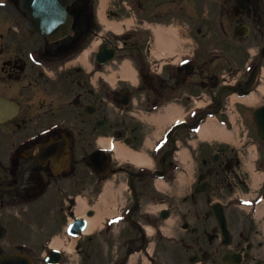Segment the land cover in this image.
Segmentation results:
<instances>
[{
    "label": "flooded vegetation",
    "instance_id": "obj_1",
    "mask_svg": "<svg viewBox=\"0 0 264 264\" xmlns=\"http://www.w3.org/2000/svg\"><path fill=\"white\" fill-rule=\"evenodd\" d=\"M256 5L248 4L244 5L241 0H225L219 2V9L221 11V33L225 36H230L237 43H244L243 49H249L250 46L257 44L258 41L264 43V0H256ZM248 25L250 32L247 40L243 42L244 38H239L236 35V30L242 25ZM11 53L4 60L3 65H0V93L10 98H16L12 94H18V90H15V75L19 78H25L29 81V84L23 86L26 93L21 96L25 99H33L31 94V88L39 87L38 84H34L31 80L38 75L36 67L30 64L27 60L25 48L23 46L15 45V42L11 38ZM228 63V60H225ZM218 66L222 63L218 62ZM230 71L233 77L240 80V87L249 86L254 82V78L248 79L241 75V68L238 62L235 60L229 62ZM1 72L6 73V79L1 76ZM204 73H201L202 80L206 82V85H216L218 79L212 71L211 67L209 71L204 69ZM30 87V89L26 88ZM82 92L75 90V98L73 103L77 107H81L83 104V97H88L92 89L88 85H82ZM41 101L39 103L32 101L31 103L22 105L18 115L4 123H0V221L7 225L9 230L12 214L10 213L9 204L14 201H25L30 197L31 187L37 186V182L40 179L48 181L47 189L53 185L55 173L53 168L49 164L42 165L39 161V155H34L33 158L24 154V149H19L15 157L12 154H16V149L20 145L21 141L28 135H30V129L34 123L31 120L34 117L42 115L46 109V89L42 88L40 92ZM52 104V103H51ZM84 132V131H82ZM86 136L89 137V133L86 132ZM56 138L59 135L55 136ZM46 138L38 139L35 144L44 141ZM34 146L30 145L27 149ZM31 150H34L31 149ZM86 147L76 149L74 151L73 162L71 165V171L77 172V166L80 162V157L87 155ZM33 154V153H32ZM10 159L12 161H10ZM24 164L25 168L21 167ZM27 169V171H26ZM218 184L215 183L214 192H217ZM209 199V198H208ZM185 216V217H184ZM183 216V221L189 220L187 215ZM198 225L199 229L197 233L188 231V237L190 243L203 252L209 251V260L215 264H220V233L217 228V223L213 213L209 208L204 207L197 216V220L193 225ZM254 264H257L258 260L253 258ZM247 261V260H246ZM245 263V262H244ZM251 260H248L245 264H251Z\"/></svg>",
    "mask_w": 264,
    "mask_h": 264
},
{
    "label": "rangeland",
    "instance_id": "obj_2",
    "mask_svg": "<svg viewBox=\"0 0 264 264\" xmlns=\"http://www.w3.org/2000/svg\"><path fill=\"white\" fill-rule=\"evenodd\" d=\"M123 0H112V2L110 3L111 4V6H110V9H115L116 11H118V15L117 16H115L114 17V15H110V14H108L107 16H108V18L109 19H107L108 20V22H113V23H120L121 22V20H122V18L124 17V16H126V15H128V14H131V12L132 11H137L135 8H134V5L131 3V4H129L128 3V1L129 0H125V2H122ZM197 4V3H196ZM168 6H170V4H168ZM166 7V6H165ZM162 10H163V12H167V11H169V14L170 13H173L174 15H178L179 16V11L180 10H176L175 9V7L174 6H172V7H167V8H162L161 10H160V12H162ZM174 11V12H173ZM197 11H198V18H200L201 17V15H202V10H200V9H197ZM138 13V15L141 17V18H143V17H147V18H153L154 17V14L153 15H148V16H143L139 11H137ZM182 17V16H181ZM155 18H157V17H155ZM154 18V19H155ZM100 19H101V21L103 22V20H102V18L100 17ZM160 19H164V17L162 16V17H160ZM166 19V18H165ZM182 19V18H181ZM167 20H169V19H167ZM6 25V23L2 20L1 22H0V25ZM102 27L104 26V31H105V33H108V35H112L113 33L112 32H110V31H108L107 29H106V27L108 26L107 25V23L106 22H103V24L101 25ZM132 27H134V26H132ZM5 29L6 28H1L0 29V34L3 32V31H5ZM207 29L209 30V25L207 26ZM210 31V30H209ZM211 33H212V38H215V39H219V40H221L222 41V43L221 44H216V43H212V42H210V45L211 46H215V47H218L219 45L220 46H222L223 44H224V42L226 41L227 42V40L225 39H221L220 37H218V35L217 34H214L213 33V31H210ZM1 36V35H0ZM8 36L9 35H6L5 36V38H1L0 37V46H2V47H4L5 49H6V52H5V54H4V56L3 57H6L7 55H8V53H11V49L9 50L8 49V47H7V41H8ZM11 36H13L14 38H15V42H18V43H21L22 45H24V47L26 48V52H28V49L31 47V46H34V45H40L41 44V37L38 35V34H33V36H32V41H30L31 39L27 36H24L25 38L24 39H22V38H19L18 36L17 37H15L14 36V34L13 33H11ZM91 37H92V35H91ZM19 38V39H18ZM169 42H172V36L169 34V33H165L164 35H163V37H162V44L163 45H166V44H169ZM143 43H145V41H143ZM125 52V51H124ZM126 53V52H125ZM128 54H129V52H128ZM137 55L139 56V53H137ZM5 58H2V57H0V65H2V62H3V60H4ZM6 73H4V72H1V76L2 77H4V80H7L6 79ZM138 78L137 77H135L133 80L134 81H136ZM42 81H44L43 79H42ZM59 81H63V79H60ZM58 81V82H59ZM26 79H22V80H20V81H15V83L16 84H18V95L21 97V96H23L25 93H26V91L23 89V85L25 84L26 85ZM58 82H54V83H52V85L54 86V88H53V91H52V97L54 98L57 94H59V93H63V88H60V87H57L58 85L56 84V83H58ZM66 82V81H65ZM40 84H42V82H39ZM55 84L57 85V86H55ZM69 84V83H68ZM26 88H28V89H30V87H26ZM56 88H59V89H56ZM31 89H33V91L35 92V88H31ZM184 87L183 88H180V90H178V91H176V92H179L178 94H180V93H182L183 91H184ZM166 91H168L169 89H165ZM164 90V91H165ZM167 93V96H169V95H172V94H174L175 92H172V93H169V92H166ZM197 95V94H200V91H195V92H193V93H191V95ZM34 98H36L35 100H36V102H40L41 101V96H40V93H39V88L36 90V92H35V95H34ZM33 98V99H34ZM234 100H238V98H235L234 97ZM101 101L103 102V100L101 99ZM29 102L31 103V100L29 99ZM264 102V100L262 99V100H259L258 102H256L255 103V105L256 104H259V103H263ZM238 105H240V103H238ZM180 107V109H177L176 107H172V108H170V107H168L167 109H166V112L162 115V117L160 118V119H156V118H150V121H152V122H150L151 123V128H152V133H151V138H153V137H156L157 135H159V133L164 129V127L167 125V122H168V119H169V121H170V119L172 118V117H174V116H176V115H178V114H181L182 112H183V108H182V106H179ZM170 108V109H169ZM238 108H241V110L243 111V113L244 114H246V116L248 117V115H249V113L244 109V107H238ZM58 108L56 107V110H55V114H54V117L55 118H60L61 116H63V115H65V112H63V110L64 109H62L61 111H59V110H57ZM128 116L126 117L128 120H126V118H124L123 117V120L122 119H120L119 117H116V122H121L122 123V126L124 127L125 125H127V126H129L130 128H132V127H134V123H133V120H132V117H131V115L128 113L127 114ZM130 115V116H129ZM169 116V117H168ZM246 116L244 115V117L246 118ZM73 117H74V119H78V120H81L80 118H78V117H75L74 115H73ZM72 117V118H73ZM34 118H36V117H34ZM250 121L252 122L253 121V116L251 117V119H250ZM130 122H132V123H130ZM115 123V122H114ZM253 123V122H252ZM253 127H254V129H255V126H254V124H253ZM131 131H129V133H130ZM257 141H258V138H257ZM147 141H146V143L144 144V149H146L147 148ZM124 149H125V146L123 147ZM81 166H79V168H80ZM75 180H76V177L74 178V179H71L69 182H66L65 184L64 183H62L61 184V186H62V188L64 189V190H66L68 193H72V194H75L79 189H81L82 187H78L79 186V183H78V185L75 183ZM87 180V182H89L90 183V181H92V179L91 178H88V179H85V178H83V181H86ZM139 185L143 188L144 186H146L145 184H142V183H139ZM244 185L245 186H247V184H246V182H244ZM243 185V186H244ZM124 186V188L126 187V185H123ZM245 188H247V187H245ZM96 191H94L95 192V194L97 193V190L98 189H95ZM225 192V194L227 195V192L226 191H224ZM127 194H128V192L126 191V196H127ZM231 194L229 193L228 194V196H230ZM59 196H61V195H59ZM62 197V196H61ZM167 199H168V201H167V203H165V204H159V203H155V202H153L151 205H152V207L153 206H155V209H153L154 211H157L160 207H163V206H165V205H168V203H173V204H178V202L177 201H179V199H177L176 197H178V196H176V195H172V196H170V197H167V196H165ZM227 197V196H226ZM225 198V197H224ZM61 200H62V198H60ZM144 202H146L145 200H144ZM179 203L180 204H183L184 205V201L182 200V201H179ZM144 204V207H145V203H143ZM143 204H142V208H143ZM56 205V207L59 205V204H55ZM187 206V208L189 207L188 205H186ZM179 207V206H178ZM190 207H192V206H190ZM44 208V207H43ZM180 208V207H179ZM46 211H45V215L43 214V216H44V218H48V216H47V209L46 208H44ZM233 209V207L231 208V210ZM143 210V209H142ZM44 213V212H43ZM139 215V214H138ZM258 216V215H257ZM252 218V217H251ZM256 220V219H255ZM249 220H246L245 222H248ZM253 221V220H252ZM42 224H46L47 223V221L46 220H43L42 222H41ZM245 225H247L246 223H245ZM254 229H255V227L253 226V225H251V224H249L248 225V227H247V230H248V232L250 233V235L252 236V237H254V238H256V234H255V231H254ZM54 230H56V227H55V229ZM54 230L52 231V232H50L48 229H46L45 231L44 230H42V228H37V227H34L33 229H27L24 225H21V226H19V227H17V226H13L12 228H11V235H12V239L13 240H35V239H40L41 237L42 238H44L45 237V239L47 238V237H49V236H51L52 234H53V232H54ZM33 240V241H34ZM42 241L43 240H40V241H38V244L39 245H41V243H42ZM81 244H86V242H87V235L84 237V238H82L81 240H78ZM256 241L259 243L260 242V240H259V238L257 239L256 238ZM255 241V242H256ZM75 241H72V242H70L69 244H70V246H71V244H74V246H76L75 245ZM80 253H81V251H80ZM81 259V257H80V254L78 255V251L77 250H74L73 251V253L71 254V259L69 260V262L68 263H70V264H76L77 262H79L78 260H80Z\"/></svg>",
    "mask_w": 264,
    "mask_h": 264
},
{
    "label": "bare ground",
    "instance_id": "obj_3",
    "mask_svg": "<svg viewBox=\"0 0 264 264\" xmlns=\"http://www.w3.org/2000/svg\"><path fill=\"white\" fill-rule=\"evenodd\" d=\"M108 27L110 28V29H114L115 31H117L118 33L119 32H121L122 30H123V27H122V25H121V23H109L108 24ZM87 54V53H86ZM86 54H85V56H86ZM241 100L242 101H244V102H247V103H250V104H252V103H254V102H256L257 100H258V96L256 95V94H253V95H251V96H246V97H243V98H241ZM206 131V132H205ZM209 131V127H207V126H205L204 127V130H203V132H202V134H205V133H207ZM218 131H221V133H222V136H224V138L225 137H227L228 135H229V133L227 132V130H225V128H222V129H219ZM104 144V143H103ZM109 144V141H107V143L106 144H104V145H108ZM111 194V191L108 189V187H106V190H105V192L103 193V195L101 196V201H103L105 204H107V202H108V198H109V195ZM117 204H119V203H117ZM87 207H88V205H87V201H86V199L85 198H83V197H79V201H78V206H77V212H78V214H82L83 212L85 213V210L87 209ZM105 209V208H104ZM103 212V210L102 209H100L99 210V214H101ZM100 219V217H99V215L96 217V216H94V217H92V218H90L89 220H90V224H89V226H88V228H87V231H90V230H92L94 227H95V224L97 223V221ZM61 241L59 240V238H57L56 239V241H55V243H53V245L54 246H56V245H60L61 243H60ZM70 248V250L72 249V247H69Z\"/></svg>",
    "mask_w": 264,
    "mask_h": 264
},
{
    "label": "water",
    "instance_id": "obj_4",
    "mask_svg": "<svg viewBox=\"0 0 264 264\" xmlns=\"http://www.w3.org/2000/svg\"><path fill=\"white\" fill-rule=\"evenodd\" d=\"M263 115H264V110H261L258 116V118H260V121L258 122H260L259 124L261 125V131H262L261 133L264 136V116Z\"/></svg>",
    "mask_w": 264,
    "mask_h": 264
}]
</instances>
